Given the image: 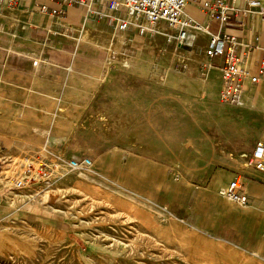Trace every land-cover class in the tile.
Listing matches in <instances>:
<instances>
[{
	"label": "crops",
	"instance_id": "crops-1",
	"mask_svg": "<svg viewBox=\"0 0 264 264\" xmlns=\"http://www.w3.org/2000/svg\"><path fill=\"white\" fill-rule=\"evenodd\" d=\"M83 1L85 6L19 0L11 6L0 0V118L8 129L1 136L10 141L9 130L22 115L29 130L25 143L50 144L63 151L66 161L88 158L91 170L103 178L112 176L117 164L126 170L124 176L129 167H140L157 185H174L176 176L186 177L177 182L188 193L202 186L205 211L216 220L196 244L207 263L264 264V174L246 167L244 159L264 140L243 151H217L197 122L210 85L218 87L221 104L224 60L207 59L210 34L233 38L238 58L257 73L264 56V19L256 7L251 14L245 10L248 2L263 6L264 0H225L232 9L225 25L204 9L203 3L211 0H189L185 16L206 30L190 31L182 46L174 48L163 35H140L134 29L118 35L115 47L126 54L114 60L74 54L82 34H97L106 42L105 35L117 33L106 22L87 18L91 0ZM43 5L59 14L41 13ZM92 7L104 10L100 2ZM159 29L166 28L160 24ZM241 108L264 116V83L257 88L247 83ZM217 158L231 164L225 168ZM238 176L246 182V207L220 194ZM65 184L62 178L54 186L62 193ZM43 226L54 229L49 222Z\"/></svg>",
	"mask_w": 264,
	"mask_h": 264
},
{
	"label": "rangeland",
	"instance_id": "rangeland-1",
	"mask_svg": "<svg viewBox=\"0 0 264 264\" xmlns=\"http://www.w3.org/2000/svg\"><path fill=\"white\" fill-rule=\"evenodd\" d=\"M82 37L75 55L121 57L111 47L118 44L116 32L114 38L105 35L109 42L97 34ZM217 88L209 86L206 108H201L197 120L217 144L215 149L243 151L264 140V116L221 105ZM15 118L10 141L1 136L8 129L2 128L7 122L0 118V264H208L196 244L216 220L205 211L202 186L188 193L177 182L188 180L181 176L175 177L174 185H157L154 178L141 174L145 170L140 167H129L124 176L126 170H119L118 164L108 178L93 170L69 171L70 160H63V151L50 144L25 143L29 130L23 127L22 115ZM61 160L62 171L54 170ZM219 163L225 168L231 164L220 159ZM41 164L47 165L43 171L48 177H41ZM62 172L66 184L59 193L54 185L62 178L50 186L47 182ZM18 180L26 181L27 188L16 190ZM76 180L80 181L75 187ZM45 222L54 229L43 226Z\"/></svg>",
	"mask_w": 264,
	"mask_h": 264
},
{
	"label": "built area",
	"instance_id": "built-area-1",
	"mask_svg": "<svg viewBox=\"0 0 264 264\" xmlns=\"http://www.w3.org/2000/svg\"><path fill=\"white\" fill-rule=\"evenodd\" d=\"M19 0H9V5L15 6ZM59 2L65 6H85L83 0H51ZM100 2L104 6V10H96L92 6L94 3ZM189 0H91L87 7V18H93L106 22L108 26L115 27L118 35L130 32L134 29L138 30L140 35L150 33L153 36L163 35L166 42L174 48L182 46L183 42L189 35L190 31L206 30L201 25L194 23L185 16L186 8ZM248 8L245 10L247 14L253 13L250 8H258L257 14L264 19V5L260 6L258 2H248ZM204 9L209 13L211 19L218 20L225 25L228 21L231 7L225 0H211L203 3ZM43 14H51L57 16L58 11H50L47 6L43 5L39 8ZM1 16V11H0ZM164 24L165 31L159 29V25ZM120 36H118L119 40ZM119 42V41H118ZM119 44V43H118ZM238 43L231 37L222 33L210 34V41L206 49V57L208 60L222 58L224 66L220 68L222 89L220 92L221 104L228 107H241L244 103L247 83L253 88H257L264 83V56L261 60L257 73H252L243 64L242 60L237 56ZM111 46V45H110ZM111 46L114 54L119 53L124 56L120 49ZM117 51V52H115ZM164 52L161 53V56ZM163 57V56H162ZM125 66V65H124ZM126 67V66H125ZM163 81L164 77H160ZM42 152L46 154V149ZM41 158V155L38 154ZM245 165L264 174V141L255 144L253 152L245 155ZM60 160V159H58ZM63 160L58 165L53 166L54 170H61ZM92 161L88 158L75 159L66 162L69 171H90L92 169ZM43 170H47V165H39L41 177H48ZM43 171V172H42ZM66 173L62 172L55 176L50 186L58 179L64 177ZM45 181V180H44ZM46 182V181H45ZM28 183L24 180L15 182L16 190L27 188ZM221 196L230 202L241 207H246L249 200L246 194V182L238 176L234 178L228 186L220 192Z\"/></svg>",
	"mask_w": 264,
	"mask_h": 264
},
{
	"label": "bare ground",
	"instance_id": "bare-ground-1",
	"mask_svg": "<svg viewBox=\"0 0 264 264\" xmlns=\"http://www.w3.org/2000/svg\"><path fill=\"white\" fill-rule=\"evenodd\" d=\"M126 64H127V63H126ZM126 64H125V65H126ZM126 67H127V66H126Z\"/></svg>",
	"mask_w": 264,
	"mask_h": 264
}]
</instances>
